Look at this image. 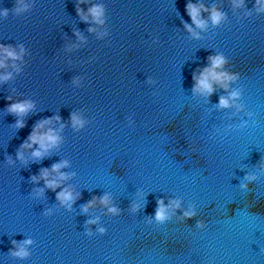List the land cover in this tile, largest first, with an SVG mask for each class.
I'll list each match as a JSON object with an SVG mask.
<instances>
[{
  "label": "water",
  "instance_id": "obj_1",
  "mask_svg": "<svg viewBox=\"0 0 264 264\" xmlns=\"http://www.w3.org/2000/svg\"><path fill=\"white\" fill-rule=\"evenodd\" d=\"M0 60V264H264V0H0Z\"/></svg>",
  "mask_w": 264,
  "mask_h": 264
},
{
  "label": "clouds",
  "instance_id": "obj_2",
  "mask_svg": "<svg viewBox=\"0 0 264 264\" xmlns=\"http://www.w3.org/2000/svg\"><path fill=\"white\" fill-rule=\"evenodd\" d=\"M25 7H27V5H25ZM203 7V6H201ZM188 9H189V14L192 16L194 22L200 26L203 27L204 26V21H202L201 19H199V9L197 8V6L189 4L188 5ZM81 13H83V10H80ZM93 15L99 19V17L101 16L102 12H103V8L102 6H95L90 10ZM7 14V10H5V15ZM221 13L217 12V11H213V15H212V19L213 22L218 23L221 19ZM85 19H87V16L84 17ZM102 22V21H101ZM189 28H191V26L189 25ZM3 52L7 53L8 56H15L16 53L14 51H11L8 48H3L2 49ZM212 66L205 68L203 73L199 76V77H194L198 80L197 83V90L201 91V92H205V93H211L214 89H213V84L212 81H218L221 82L223 84V86L225 88L228 87L227 81H230L232 79H234V76L229 75L226 72H217L216 68L220 67L221 65H223L224 58L223 56H216V57H212ZM4 61L0 60V66H3ZM11 74H8V76L3 77L4 79H8L9 76ZM233 96L238 95V93L233 92L232 93ZM220 104L221 106H227L229 104V100L225 97H221L220 100ZM33 107V104L31 102H18V103H13L12 105H10V111L17 113V114H25L27 113L31 108ZM57 119H59V117H57ZM73 123L74 125H82L83 121L79 119L78 116H76L75 114H73ZM50 123L49 120H45L43 122H41L40 124H38L35 128V130L33 131L32 135L30 136V139L33 143L35 142H39L41 145V149L47 150L53 146H55L56 144H58L59 142V136L55 133L54 130L49 129L46 133L41 134L40 129H42L44 127L45 124ZM24 122L18 121V125L19 126H23ZM31 144L25 143L24 147H31ZM44 153L41 150H36L33 155L36 157H40L42 156ZM21 158H23V153H20ZM65 164L67 163V161L64 162ZM63 165L60 163H57L55 165H53V170H59ZM49 175V172L47 169H45L43 171V176L45 178H47ZM62 176H64V174H61ZM35 179V177H34ZM48 186L49 187H53L55 188L58 184V182L56 180H48L47 181ZM58 198L61 199L63 202L67 203L68 201H72L74 199L73 194L70 190L68 189H64L62 192H60L58 194ZM109 197L108 195H105L102 198V203H104L105 205L109 204ZM173 203L175 204L176 207H179V201H173ZM159 207L157 209L156 212V219L158 221L163 222L165 219H167V215H166V209L165 206L163 204V200L159 201ZM70 206V205H69ZM87 210V208H85V211ZM109 211L111 212H116L117 209L115 207H111L109 209ZM186 216H192L193 213L192 212H186L185 213ZM101 231H103V229H101ZM26 243H31V241H27ZM17 255L24 257L26 255H28L27 251L21 247L19 252L16 253Z\"/></svg>",
  "mask_w": 264,
  "mask_h": 264
}]
</instances>
